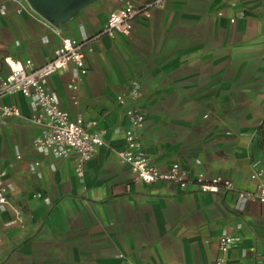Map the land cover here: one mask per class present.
Returning <instances> with one entry per match:
<instances>
[{
    "label": "crops",
    "instance_id": "obj_1",
    "mask_svg": "<svg viewBox=\"0 0 264 264\" xmlns=\"http://www.w3.org/2000/svg\"><path fill=\"white\" fill-rule=\"evenodd\" d=\"M143 4L149 0H132ZM121 0H96L55 26L26 0H0V75L12 61L36 66L64 37L98 33ZM264 0H167L129 33L103 35L86 52L88 72L69 83L73 62L46 78L62 108L104 129L107 145L76 172L72 150L38 151V107L21 93L5 95L19 115L0 129V264H212L223 234L236 237L228 264H264V204L242 200L255 190V161L264 160ZM138 79L143 95L117 96ZM76 101V102H75ZM145 115L142 150L161 170L175 162L189 180L229 178L234 189L203 191L195 182L147 184L120 162L126 114ZM39 164H36V162Z\"/></svg>",
    "mask_w": 264,
    "mask_h": 264
},
{
    "label": "built area",
    "instance_id": "obj_2",
    "mask_svg": "<svg viewBox=\"0 0 264 264\" xmlns=\"http://www.w3.org/2000/svg\"><path fill=\"white\" fill-rule=\"evenodd\" d=\"M122 5L113 9L102 29L87 39L64 37L55 48L53 57L44 64L36 66L31 59L13 60L11 70L6 75H0V129L4 120L12 115H19L20 110L14 104H3L1 98L5 95L18 93L31 98L38 107L30 120L42 128L41 134L35 138L34 147L38 151H48L63 156L67 150L76 154V172L82 175L84 165L98 151L107 145L105 130H93L95 121L87 122L84 115L73 118L69 111L62 108L57 96L48 89L45 80L49 76L65 70L73 62L78 73L73 76L69 87L78 88V80L88 72L85 65V55L90 51L91 44L103 35L115 36L117 33H129L137 16L149 17L154 8H164L167 0H149L143 4H135L132 0H121ZM264 17V9H263ZM143 95L138 79H133L129 89L117 96L120 104H128ZM76 102V101H75ZM126 114L130 119L125 129V145L116 149L121 163L127 165L136 178L147 184L161 181L177 182L183 188L195 182L203 191L218 192L222 189H234L233 182L226 177L216 176L207 179L203 173L189 180L187 173L175 162L168 170H161L153 164L142 150L140 130L144 127L145 115L136 106H129ZM36 164H39L37 161ZM1 178V174H0ZM250 178L256 181L255 190H237L242 200L259 201L264 204V160L255 161ZM8 201L7 188L0 182V204ZM236 243V237L223 234L219 240L220 255L212 264H228V253Z\"/></svg>",
    "mask_w": 264,
    "mask_h": 264
},
{
    "label": "water",
    "instance_id": "obj_3",
    "mask_svg": "<svg viewBox=\"0 0 264 264\" xmlns=\"http://www.w3.org/2000/svg\"><path fill=\"white\" fill-rule=\"evenodd\" d=\"M30 7L51 24L68 22L85 6L96 0H26Z\"/></svg>",
    "mask_w": 264,
    "mask_h": 264
},
{
    "label": "trees",
    "instance_id": "obj_4",
    "mask_svg": "<svg viewBox=\"0 0 264 264\" xmlns=\"http://www.w3.org/2000/svg\"><path fill=\"white\" fill-rule=\"evenodd\" d=\"M259 137L262 140V142L264 141V121L261 124V126L259 127Z\"/></svg>",
    "mask_w": 264,
    "mask_h": 264
}]
</instances>
